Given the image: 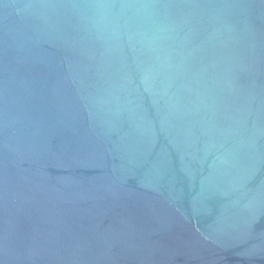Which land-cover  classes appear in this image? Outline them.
<instances>
[{
  "label": "water",
  "instance_id": "95a60500",
  "mask_svg": "<svg viewBox=\"0 0 264 264\" xmlns=\"http://www.w3.org/2000/svg\"><path fill=\"white\" fill-rule=\"evenodd\" d=\"M0 264H264V0H0Z\"/></svg>",
  "mask_w": 264,
  "mask_h": 264
}]
</instances>
